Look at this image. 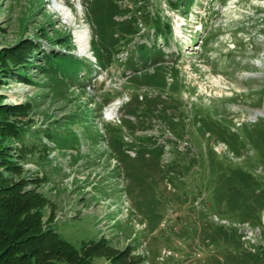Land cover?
Here are the masks:
<instances>
[{
	"label": "rangeland",
	"instance_id": "374dc122",
	"mask_svg": "<svg viewBox=\"0 0 264 264\" xmlns=\"http://www.w3.org/2000/svg\"><path fill=\"white\" fill-rule=\"evenodd\" d=\"M107 3L0 0V49L22 42L18 52H23L17 60L21 75L0 71V105L26 106L28 113L17 120L39 132L28 134V147L20 142L12 147L22 174L42 179L27 189L48 196L44 223L49 225L47 216L54 212L51 223L73 244L106 238L116 249L130 248L136 264H236L237 256L227 254L235 237L230 229L218 231V225L236 228L249 250L264 246V202L256 201L264 199V0H188L189 9L179 1L171 8L168 0H146L128 19L142 17L147 8L170 19V42L160 38L156 46L168 52L163 66L179 72L170 68L145 76L123 63L129 49L109 48L100 37V30L110 34L111 19L122 18ZM150 28L129 43L130 49L154 39ZM31 47V57H39L29 61ZM41 50L80 58L81 81L61 73L52 82L41 67ZM95 52L111 62L97 61ZM132 53L134 61L145 55L138 48ZM157 64L151 62L149 69ZM131 76L155 86L134 92L133 82L127 86ZM158 94L167 99L157 97L150 117L137 119L142 110L138 102H128L130 97L151 102ZM169 105L176 127L162 111ZM126 119L133 128L129 121L121 124ZM50 132L67 144H57ZM148 136L164 149L161 156ZM119 138L123 143L116 148L112 141ZM245 174L247 190L254 193L248 207L242 202L244 184H236ZM151 211L158 216L153 227ZM93 264L111 262L98 257Z\"/></svg>",
	"mask_w": 264,
	"mask_h": 264
},
{
	"label": "trees",
	"instance_id": "16d2710c",
	"mask_svg": "<svg viewBox=\"0 0 264 264\" xmlns=\"http://www.w3.org/2000/svg\"><path fill=\"white\" fill-rule=\"evenodd\" d=\"M132 1L133 0L130 1V4L132 3L133 6L129 7V4L124 5L121 0H104V2H108L107 4L109 6H114L112 8L114 16H120L122 18L111 19L109 22L110 34L108 33L109 31L107 32L105 29L100 30L99 34L103 42H105L109 48L120 44L123 47V50L129 49V54L123 63L127 62L139 67L137 72L142 76L149 73L153 74L154 71L157 70L165 71V69L170 68V71L172 70L178 74V68L174 66L170 68L163 66V59L168 55V52L163 48L164 46L159 48L156 46V41L160 38L166 43L170 42L173 35V28L170 19L166 16H162L161 13L156 14L155 12H150V9L148 8L143 11L144 15L142 17L135 16L128 19L129 15H132V13L146 3V0ZM178 1L186 9H189L190 5H187L188 0H168L169 6L171 8H178ZM134 3H136V6H134ZM143 19H146V22H143ZM147 26L152 27L150 30H154L155 37L152 41H137L135 43L133 48H138L139 51L145 53V55L139 56L138 59L134 61L135 56L132 53L133 48L130 49L129 43L136 37H141L144 28ZM99 43L100 40L97 41L95 39V44ZM21 44L22 42L16 43L9 48L0 49V71L2 75H7L6 73L8 72L21 75V69L19 68V65H17V60L20 56H23V52L20 54L18 52ZM152 46H154V48H152ZM105 47L107 51L108 48L106 45ZM68 49L71 50V48ZM41 52L43 51L41 50ZM28 53L30 57L29 61L32 57L37 59L39 57V54L37 53L36 56L31 57V54L33 53L32 47L28 48ZM107 53H110V51L108 50ZM97 55V61H100L102 64L104 61L111 62L106 60L104 56ZM43 57L44 61L43 64H41L43 65L41 67L44 72H47V75L50 76L49 78L52 82H58L59 76L56 74L61 75V73L68 75L70 78L74 76L75 79H78L77 81H81L78 76L83 68L80 58L61 54L60 52L52 50L43 52ZM23 59L25 58L23 57ZM85 59L86 57L83 58L84 62L86 61ZM151 62L154 64L158 63L152 71L149 69ZM24 66H27V64H24ZM133 79L134 76L128 78L129 83H127V86L131 87L133 82L132 88L134 89V92H138L142 86H155L152 82L143 84L140 83V81L135 82ZM166 85L163 87L165 88ZM163 96L164 95L162 94H158L151 99V102L148 100L141 101L143 99L132 96L128 102H132L131 105L135 102L140 104L142 113H138L137 119H142V117H150V112H152L150 108L151 103H153L157 97L163 98ZM170 107L171 105H169L168 108H163L164 110L162 111L170 124L173 127H176V115L169 112ZM24 113H28V108L23 106V104L0 105V264H93V261L98 257L107 258L111 264H136V262L130 260L132 252H130V248L126 247L121 250L116 249L106 238L86 241L80 240L77 244L68 241L59 233L57 223H51V220H54V212L49 213L47 216L48 220H50L49 225L44 223L47 208H49L51 202L48 196L38 192L35 188L27 189L30 185H32V188L33 186L36 187L42 179L39 177L32 179H28V177L26 178V176L22 174L24 169L21 166L20 161L14 160L12 155V147L15 143L20 142L22 145H27L28 147V134H31V137H38L39 135V132L30 131L31 129L27 125L21 124V122L17 120L18 116ZM132 113L134 114L135 112L132 111ZM126 121L129 122L126 124ZM75 123V121L70 122L67 126ZM77 123H79V120ZM123 123L124 125H129V128H133L135 125L131 119H126L121 124L123 125ZM143 123L144 124H141V127L146 128V124L148 123H146V120L143 121ZM56 127H58V124ZM245 129L248 132L247 127ZM234 133L235 132L232 134L234 135ZM48 137L60 145H62L63 142H67V140H62L61 143H59L51 132L48 133ZM252 138L254 139L253 136ZM146 140L157 143V141H153L150 136H148ZM227 141L228 142L226 143H228L230 148L237 153L238 148L236 145L230 140ZM122 143L123 140L121 138L112 141V144L116 146V148L122 146ZM173 144L177 145L178 143L177 141H173ZM256 145L260 146L258 143H256ZM152 150H156L157 155L161 156L164 149L157 143L156 146L152 147ZM23 156L24 155H21V157ZM5 172H9V174H4ZM18 174H22L23 176L18 177V180H16V177L14 176H17ZM244 177H246V180L249 182V176L245 174L242 176L243 179L237 180L236 184H244V197L242 202L244 203V206L248 207L253 205L252 202L248 201V198L254 195H252L253 192L247 190V181ZM195 181L197 180L195 179ZM193 186L196 187L194 182ZM256 201L259 204L264 202V199L256 198ZM245 212H248L247 215L250 217L251 214L249 213L250 211H248V208L245 209ZM253 217L256 219V221L254 220L255 224L261 223L260 217L258 219L256 214H254ZM157 220V214L154 213V211H151L150 226L153 227L156 225ZM216 228L220 232L230 229L235 237L234 239L236 240V243L233 242L232 252L227 253L231 254V257L228 258H232L235 254L237 256L236 264H264L263 244L257 245L256 251H252V248L249 250L244 246L242 235L236 228H227L224 225H218ZM168 239L171 240L170 242H172V245L175 244V238L168 235ZM204 242L206 243L205 240ZM232 260L233 259H230V261Z\"/></svg>",
	"mask_w": 264,
	"mask_h": 264
},
{
	"label": "bare ground",
	"instance_id": "6f19581e",
	"mask_svg": "<svg viewBox=\"0 0 264 264\" xmlns=\"http://www.w3.org/2000/svg\"><path fill=\"white\" fill-rule=\"evenodd\" d=\"M64 13L68 15L70 13V11L66 10V11H64ZM84 38H85V33L83 34V39Z\"/></svg>",
	"mask_w": 264,
	"mask_h": 264
},
{
	"label": "built area",
	"instance_id": "2783aa9c",
	"mask_svg": "<svg viewBox=\"0 0 264 264\" xmlns=\"http://www.w3.org/2000/svg\"><path fill=\"white\" fill-rule=\"evenodd\" d=\"M144 254H145V252H143ZM145 263H146V261H145ZM147 264H150V263H147Z\"/></svg>",
	"mask_w": 264,
	"mask_h": 264
}]
</instances>
